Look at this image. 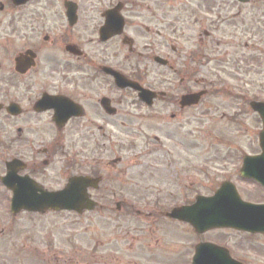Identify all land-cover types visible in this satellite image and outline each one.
Wrapping results in <instances>:
<instances>
[{
    "label": "flooded vegetation",
    "instance_id": "af4514ba",
    "mask_svg": "<svg viewBox=\"0 0 264 264\" xmlns=\"http://www.w3.org/2000/svg\"><path fill=\"white\" fill-rule=\"evenodd\" d=\"M263 5L264 0H0V236L7 231L3 216L16 217L10 213L13 190L2 181L8 172L13 185L28 181L36 193L63 189L74 175L90 176L92 210L36 215L73 213L76 221L70 228H91L96 234L93 223L80 218L99 213L96 219L109 220L105 227L112 229L116 212L124 228L132 211L141 213L147 207L159 215V225L151 222L147 227L153 236L143 241L144 226L139 225L142 235L132 227L120 229L116 237L128 245L137 243L132 250L149 258L177 255L170 238L177 237L178 226L186 222L169 213L193 204L198 195L211 196L223 181L237 176L233 161L230 170L217 169L222 179L210 190L191 182L199 158L192 156L197 142L190 138L198 116L218 114L229 122L240 117L242 102L227 110L225 98L227 94L242 101L237 88L228 84L250 83L252 79L241 81L235 74L246 76L251 69L255 73L253 67L264 58ZM127 82L150 92L143 95L125 86ZM200 90L207 92L197 105L183 99ZM238 146L223 142L215 148L221 155L234 152L241 162ZM205 148L201 165L207 168L219 156L210 158L215 152ZM227 156L222 163H229ZM201 171L209 174L202 166ZM253 184L263 191L259 198L240 193L264 204V189ZM164 223L177 226L171 229ZM190 226L198 240L193 247L187 245V264L197 245L209 242L227 246L244 264H264V234H246L254 238L250 255L240 257L236 244L208 238L216 229L197 232ZM41 230L51 241L66 235L49 234L45 224ZM51 241L40 251L48 255ZM22 245L28 250L26 240ZM136 255L116 264H135L133 260H141ZM33 257L51 264V258Z\"/></svg>",
    "mask_w": 264,
    "mask_h": 264
},
{
    "label": "rangeland",
    "instance_id": "374dc122",
    "mask_svg": "<svg viewBox=\"0 0 264 264\" xmlns=\"http://www.w3.org/2000/svg\"><path fill=\"white\" fill-rule=\"evenodd\" d=\"M262 7H264V5ZM260 71V69H258V71H256L255 73H253L252 71H246L248 73L246 76L242 74H235V76H237L241 81H243L245 78L247 80L252 79L250 84L245 86L246 90L250 91L249 93L251 95H258L261 99H263L264 75ZM216 86L217 85H214V87ZM225 99L227 101V110H229L230 108H239L242 102L241 100L236 99L235 97H231V95L228 96L227 94ZM238 114L241 115L235 122H229L227 119H222L218 114H210V116H198L197 118H194V128L191 132L190 139L197 142V144H195L192 151L193 156L196 154H200L201 156L198 157L199 159L197 161H194L195 166L193 167V170L191 172L192 177L190 181L195 182L197 186L201 188V190H210V188L214 186L217 179H222L217 170H213L212 167L215 169L217 168L219 171H221V169L230 170L231 166L233 165V161H236V163H234L235 169L238 166H241L242 161H238V155L236 156L234 152L229 154L228 156L227 154H220L221 150L215 148L220 143H239L238 148L235 150L236 153L238 149H240L243 153L250 151H261L259 145V132L262 129L261 123L259 122V120H254L252 109L246 103L243 104L242 110L238 112ZM206 146L209 147L208 150H210V152H215L213 156L211 153L207 154V156H212L210 158L219 156L218 160L220 161L213 162L209 160L210 162H208L209 165L207 167L209 169V174H204V172L201 171V166L205 169V165H201V163H203L204 161L203 153L206 151ZM224 156L228 157L227 162L229 163L221 162ZM239 186L240 189L244 191L248 199H256L257 197L259 198L260 195H263L262 189L258 186H255V184L251 182L239 181ZM144 209L145 211H141V213L132 211L129 218L126 219L128 220V223L126 222L124 224V228L122 227L121 222V220H123V217L120 220H117L116 216L119 215H117L116 212H113L112 217L114 222L112 223L114 228L112 229L109 226L105 227L106 223H110L109 220L103 222L96 219V216H99V213H88L80 219L82 222L84 220L92 222L95 232L98 231L95 234L91 228H88L89 233L91 234L90 237L89 233H86L88 232V229H75L69 227L70 222L73 221L74 223L76 221V217L73 213H50L48 216L42 217L41 215H32L31 213L28 214L22 212L16 217L13 216L14 218H8L6 217V215H4L3 220H5L4 222H6L7 224V231L5 234L0 236V263L46 264V262L40 263V260H38L36 257H33L34 255L38 257L39 254L40 259L42 257H45L46 259L51 258V264H116L123 263V261L121 262L119 261V259L127 255H129L130 257L132 254H137L141 260H133L135 264H187V245L192 246V243L198 240L196 236L192 235L193 229L187 223H184L183 225L180 224L178 226V236H173L170 238L172 241L176 242L178 248V254L176 255L173 253L170 257L171 259L166 258L163 260H159L155 259V257L149 258L146 254H138L137 248L132 250L133 247H137V243L128 245V243H125L123 238H119V240L116 237V232L120 231V229L121 231L124 230L127 232L132 227H135V234L142 235L143 228H141L140 226H144L143 241L145 240V236L146 238L149 236H153V234H150L148 232L147 227L151 222V225L154 227L159 225L158 221H156L159 218V215L149 213L148 210L146 211L147 207L143 208V210ZM116 220L118 224H121L119 225L120 228H118V225L115 222ZM42 224H45V228L46 226H49V234L51 235L53 233H55L54 235H58V233H60L61 231H65L66 235H61V237L56 236V238H53L51 241L50 237H43V233L41 230ZM58 224L64 225L65 228H58ZM164 224L171 229L174 227L176 228L177 226L176 223H174L173 225L167 223ZM28 225L33 226L35 229L28 230ZM102 226H104L105 229H101L100 227ZM182 228L185 229L184 232L181 230ZM106 231L109 232L110 235L107 234ZM111 231L114 232L112 235ZM131 231H133V229H131ZM2 232L3 229L0 234H2ZM158 233H161V231L159 230ZM70 235H72V237H70ZM207 236L208 238L220 239L224 242H231L232 244H236L237 249H233L236 250L237 254H240V257H246L247 255H250V251L246 248V245L251 246V239H254L243 234L241 231L230 229L210 231ZM4 238H7L8 240ZM22 239L27 241L28 247H25L28 250L23 249ZM47 240L51 241L49 244L48 255L45 251H40L44 250L45 244L48 242ZM93 240L99 242H102L103 240V242L108 245L101 246L100 243L96 244V242H94ZM139 243H141V241H139ZM36 247L39 249V251L34 250V248ZM50 251L54 252V254ZM58 253L59 259L57 255ZM173 256H175L176 259H172ZM57 259L59 261H57Z\"/></svg>",
    "mask_w": 264,
    "mask_h": 264
},
{
    "label": "water",
    "instance_id": "95a60500",
    "mask_svg": "<svg viewBox=\"0 0 264 264\" xmlns=\"http://www.w3.org/2000/svg\"><path fill=\"white\" fill-rule=\"evenodd\" d=\"M252 106L255 110L259 111L264 122V103H252ZM261 143L263 153L257 157L247 156L241 173L243 176L253 177L264 184V129L261 132ZM75 182V179H72L68 190L56 193V195L52 197L53 199H45L42 196L36 197L35 194L28 193V191L32 189L30 186L24 187L23 189L18 188L16 191L18 193L16 199H18L20 203L19 207H25L28 210L41 209L42 206L45 205L80 209V206H83L84 202H80L78 199H83L85 196L81 194V196L78 197L73 194L78 187ZM228 190L229 188L224 184L222 189L217 193L223 192V197L216 196L207 200L200 198L198 203L189 210H175L172 215L193 223L198 229L217 226H233L245 230H263L264 219L262 218L263 211H261V209H256L254 205H250L249 203H244V207L232 206L230 208H225L227 206H221L225 199H229V201L227 200L228 205H234L238 202L239 196ZM25 193L28 194L25 195ZM38 200L43 202L39 203ZM48 202L50 204H45ZM227 203L225 205H227ZM19 207H17L16 210H18ZM198 262L201 264H234L230 258L224 257L223 259L216 260L197 259L196 264Z\"/></svg>",
    "mask_w": 264,
    "mask_h": 264
}]
</instances>
